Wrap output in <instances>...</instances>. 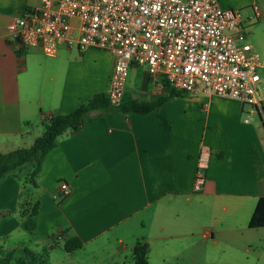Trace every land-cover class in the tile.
<instances>
[{"label":"crops","instance_id":"crops-1","mask_svg":"<svg viewBox=\"0 0 264 264\" xmlns=\"http://www.w3.org/2000/svg\"><path fill=\"white\" fill-rule=\"evenodd\" d=\"M219 1L244 11L248 31L260 25L251 8L264 14V0ZM40 4L0 0L1 154L29 148L45 132V119L109 91L111 51L81 53L62 44L48 57L40 47L20 49L9 36L13 17ZM173 89L133 65L125 95L152 102ZM246 114L254 113L238 101L185 93L147 115L111 110L66 131L37 177L40 195L31 198L39 201L36 232L51 239L49 257L77 237L84 243L79 251L102 257L94 264H129L138 243L149 246V264H264V228L244 226L264 196V121L246 123ZM205 152L206 179L197 192ZM23 180L9 177L0 187V239L23 230ZM63 182L70 193L60 198Z\"/></svg>","mask_w":264,"mask_h":264},{"label":"built area","instance_id":"built-area-1","mask_svg":"<svg viewBox=\"0 0 264 264\" xmlns=\"http://www.w3.org/2000/svg\"><path fill=\"white\" fill-rule=\"evenodd\" d=\"M252 8L257 20L264 19L258 5ZM247 33L242 11L226 9L219 0H41L9 25L20 49L40 47L48 57L62 44L81 53L91 47L111 51L112 106L124 99L135 65L175 90L238 101L264 121V59L247 43ZM208 156L200 160L197 192L205 184ZM60 190V198L70 193L65 182Z\"/></svg>","mask_w":264,"mask_h":264},{"label":"trees","instance_id":"trees-1","mask_svg":"<svg viewBox=\"0 0 264 264\" xmlns=\"http://www.w3.org/2000/svg\"><path fill=\"white\" fill-rule=\"evenodd\" d=\"M184 92L173 89L169 96L159 95L152 102L128 98L126 95L121 104L112 106L107 93L94 96L88 103L82 105L74 112L64 116H53L44 120L45 132L29 148H22L8 154L0 153V187L9 177L23 180V188L20 194L19 213L23 221L21 227L26 232L36 234L39 201L33 203L31 199L38 188L37 177L41 172L47 155L56 147L58 138L69 129H79L87 121L101 118L111 110H117L123 114L147 115L159 108L176 96L184 95ZM92 112H99L97 117H91ZM262 119V117H261ZM250 229L264 228V196L259 197L256 208L249 222ZM84 243L77 237L68 240L64 244V251L74 253L81 250ZM54 248V247H53ZM41 252L28 247L6 251L0 245V264H45V256L48 258V249ZM129 264H149V246L138 243L133 249L132 262Z\"/></svg>","mask_w":264,"mask_h":264},{"label":"rangeland","instance_id":"rangeland-1","mask_svg":"<svg viewBox=\"0 0 264 264\" xmlns=\"http://www.w3.org/2000/svg\"><path fill=\"white\" fill-rule=\"evenodd\" d=\"M251 10L253 11V8H251ZM241 11L244 15V11L243 10H241ZM253 13H254V11H253ZM254 18H255V14H254ZM256 21L259 22L260 25L258 24L259 26L257 28H252V30L248 31L246 41H247V43H249L253 46V49L257 53H259L262 57H264V19H260V20H256ZM260 75L262 77L261 89H262V93L264 94V70H260ZM246 108H247V110H253L251 107H248V106H246ZM252 113H254L252 115V117H251V114H246L245 118L249 119V120H251V118H253L255 124H260L262 126L261 118L259 117L257 112H255L253 110ZM41 136H42V134L37 135V137L34 140L36 141ZM33 144L34 143H31L29 145V147H31ZM26 148H28V147H26ZM24 180L25 181L29 180V182H30V178H28L27 174H26V177ZM35 191H36L37 195H40V190L36 189ZM15 215L20 216V214L18 215V213H15ZM247 222L248 221H246V223L244 225L245 227L249 226V223H247ZM36 233L37 234H35V236H33L30 233L26 232L25 230H22L19 228L16 231H14L13 234L11 236H9L8 239L7 238H1L0 243L2 245H4L6 249H10L13 246H19L20 244L21 245L24 244L28 248H31L33 250H37L38 252H41L42 254H44L43 253L44 250L47 249L46 248L47 242L51 243L50 242L51 239L50 238L47 239V235L43 236V235H39L38 232H36ZM36 242H38L39 245H36V244H38ZM48 251L50 253V249H48ZM74 253L73 254L72 253H66L63 250L57 249L56 251H54V253L52 255H50V257L48 255V258L46 257V255H44L45 256V258H44L45 264H80V263L84 262V261H82L83 259L88 260V262H86V264H94L96 261L102 259V257H98V258H92L91 257L90 258L88 253H86V251H79V252L76 251ZM104 258H106V256ZM151 264H156V263L151 262ZM250 264H253V263H250Z\"/></svg>","mask_w":264,"mask_h":264}]
</instances>
